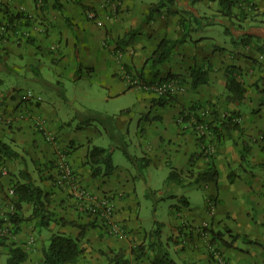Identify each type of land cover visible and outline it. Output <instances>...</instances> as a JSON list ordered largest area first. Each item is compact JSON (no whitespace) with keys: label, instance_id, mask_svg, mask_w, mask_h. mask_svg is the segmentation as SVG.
<instances>
[{"label":"crops","instance_id":"1","mask_svg":"<svg viewBox=\"0 0 264 264\" xmlns=\"http://www.w3.org/2000/svg\"><path fill=\"white\" fill-rule=\"evenodd\" d=\"M160 1L60 0V11L54 0H0V140L20 154L19 159L1 161L10 175H0V206L4 208L8 190L22 180L21 171L27 170L34 183L48 192V207L58 221L50 226L49 240L56 224L60 227L57 232L74 236L80 233L79 226H88L82 264L101 262V256L93 250L96 247L134 246L110 244L127 238L141 243L149 230L139 227L130 202L136 191L134 175L115 165L112 156L113 150L125 149V134L138 118L136 145L142 160L136 163L138 170L145 166L169 170L166 185L173 168L178 179L169 186L175 192L190 186L207 190L205 206L199 211L191 209L190 195H174L188 203L171 206V213L178 219L168 239L175 243L177 263L222 264L210 253L214 238L218 246L213 247L225 258L223 264H264V0H242L247 16L230 18L218 13L216 1L199 0L190 6L188 0H172L167 8L177 14L168 16L164 9L144 23L150 7ZM8 11L32 19L29 25L20 20L16 30L8 29ZM186 12L212 18L211 25L204 22L196 27L185 18ZM90 13L95 19L89 17ZM221 27L225 30L223 38L218 37ZM184 36L186 41L157 68V78L152 77L147 62L162 41ZM200 66L210 68L208 83L192 89L185 81L183 89L164 106L159 105L154 93L131 82L144 67L146 79L157 83L170 74L189 77L190 70ZM228 66L242 69L239 79L246 92L240 101L232 99L227 90ZM20 77L32 83L29 90L41 95V102L28 100V90L16 84ZM87 80L103 91L99 97L86 91ZM133 92L139 96L137 103L122 105V97ZM193 107L205 122L213 120L212 110L220 116L236 112L239 116L235 121L241 130L217 138L212 129L197 125L195 118L184 120L182 110ZM201 111H206V117H201ZM91 112L92 116L100 113L103 130L96 125L99 122L89 121ZM38 122H44V129ZM111 122L124 131L123 136L115 134L116 125L109 126ZM105 134L116 143L110 150L115 169L108 176L93 177L89 150L94 146L107 149L100 145ZM245 142L251 147L247 163L241 161ZM208 155L212 156L218 179L198 181V175L210 168ZM63 164L73 170L77 184L57 185ZM75 185L97 200H107L115 221L126 229L122 226L123 231L112 237L97 218L95 226L90 225L94 219L78 202ZM30 214L31 208L25 205L23 220ZM205 223L215 235L205 237L200 233ZM20 226L18 237L29 253L24 264L32 262L34 256L42 260L41 251L48 242L37 237L33 247L35 236L24 221ZM237 235L241 238L234 240ZM135 264L149 263L144 260Z\"/></svg>","mask_w":264,"mask_h":264},{"label":"trees","instance_id":"2","mask_svg":"<svg viewBox=\"0 0 264 264\" xmlns=\"http://www.w3.org/2000/svg\"><path fill=\"white\" fill-rule=\"evenodd\" d=\"M188 1H189V5L193 6L199 0H188ZM210 1H216L219 4L218 13L223 17H229V18L233 16L238 17L240 14H242L243 17L247 16V14H245V10L242 8L243 5L242 0H210ZM54 2H55V7L61 11L62 4L60 0H54ZM171 2L172 0H161L156 4H153L150 7L149 14L144 20V23H149L158 14H161L164 11V9H166L165 12L167 13L168 16L177 14L176 11L172 10L171 8H167V6ZM87 12H91V11L88 10ZM185 14H186L185 18L186 19L188 18L190 21H192V23H194L196 27H201L204 24V22L205 24L211 25L212 18L206 16L198 17L192 12H186L184 13V15ZM95 17L96 16H94L92 19H95ZM31 19L32 18L29 15H26L24 13L19 12L12 14L8 11L7 20L9 26L7 27H9L8 29L16 30V27L18 25V23H16L17 21L21 20L24 21L26 25H29ZM181 23L182 25L184 24L183 20L181 21ZM185 41H186L185 36L181 40L162 41L158 50L147 62L148 64H150V67L153 70L151 72V75H153L152 77L157 78L159 74L157 68L171 55V53L177 46L184 43ZM145 69L146 67H144L138 73L139 78L134 77L133 80L137 79L138 81L146 85L155 84L153 82H149L146 79ZM209 70L210 68L206 69L201 66L195 67L190 70L189 77L182 78V76L180 75L170 74L168 77H166L163 80L176 79L183 84L185 81H187L191 85L192 89H197L201 85L208 83ZM241 73H242V69L239 66H228L226 68L227 90L229 94L232 96V99L239 101L244 97V94L246 92V89L243 87L239 79ZM172 99H173L172 96H165V97H160L157 101L160 106H164L167 103H169ZM196 111H198L197 108L193 107L189 110H182L181 114L183 115L184 120L189 121L191 118H195V122H197L196 123L197 125L204 124V127L206 129H212L216 134L217 138H220L222 136L224 137L225 134L230 135V133L233 130H241L239 122L235 121L239 116V114L236 112L226 113L224 116H220L218 111L212 110L211 116L213 120L210 122L207 121L205 122V119L203 118L200 119L198 117L199 115L196 114ZM92 114L94 113L91 112V117L89 118V121L94 120L96 122H99L100 124H104V122L101 120L100 113L98 112L95 113L98 116L96 115L92 116ZM250 149H251L250 145L245 142L241 149L242 162L244 163L249 162L248 155L250 153ZM123 152L129 160L133 161V158L129 154L127 149H124ZM19 155L20 154L17 153L15 150H13L11 146L0 140V162L5 158H9L11 160L19 159L20 158ZM88 159H89V163L93 167V172H92L93 177L100 175L108 176L115 169L111 157V152L107 149L96 146L90 148ZM209 160H210L209 170L207 172L200 173L197 178L198 181L201 180L216 181L218 179V172L215 168V165L212 162L211 156L209 157ZM22 161L25 162V160ZM171 169L172 170L170 172L166 184L167 186H169L171 181H176V179H178V173L173 168ZM20 175L22 177V180L19 179L15 181L13 184L16 194L14 198V202L17 208V214L15 216L14 215L12 216V218L14 219V223L16 225L15 232L17 233L21 231L20 223L23 221L21 216V210L25 205L31 206V216L28 218L29 220L30 219L36 220L37 225L41 228L48 227L51 224V222L55 220L54 213L51 212V210L48 207L50 203L48 192L44 191L40 186L34 183V181L31 178V175L28 173L27 170H22ZM59 175H61V172H59ZM229 176H230V181L233 182L234 176L232 174H230ZM179 200H180L179 202L182 203L183 205L188 204L186 199H184L183 197H180ZM96 221L97 220L91 221L90 225L95 226ZM79 228H80V233L78 236H73L71 234L62 233V232L53 233L50 237L49 244L45 248H43L42 264H74L79 259L80 255L83 252V249L80 246V241L86 235L88 226L83 225V226H79ZM210 234L212 236L215 235L212 229L210 230ZM238 238H241V236L238 235L234 236V240H237ZM214 242H215L214 238H212L213 244L211 245L213 246L216 245L214 244ZM221 242L227 247L230 246L229 242L223 241L222 239ZM252 242L255 244L258 243L255 241ZM216 246H218V244ZM1 247H4L6 249L7 259L5 264H24L25 262L28 261L29 258L28 252L25 251L17 243L8 244V242H6V239L0 238V248ZM102 254L105 256H109L104 250H102ZM110 254L111 255L114 254V256L109 261V264H131V258L128 256L129 253L125 249L110 250ZM130 254H132V256L134 255L137 259L148 258L152 264H178L171 256L168 250V244H166L162 240V228H161V224L158 222H156V228L150 230L149 232H144L143 241L139 243L137 246H133Z\"/></svg>","mask_w":264,"mask_h":264},{"label":"rangeland","instance_id":"3","mask_svg":"<svg viewBox=\"0 0 264 264\" xmlns=\"http://www.w3.org/2000/svg\"><path fill=\"white\" fill-rule=\"evenodd\" d=\"M218 30L220 32L218 37H221V38L225 37L224 28L221 27ZM47 70H46V72H47ZM25 80L26 79L23 80V78L20 77V79L18 80L20 82H18L16 84H19V86L25 90L33 89L32 83L30 81H25ZM86 82H87V85L85 86L86 91L89 92L93 96L99 97L103 91L97 85L92 84L91 81L87 80ZM6 88H8V87H6ZM73 92H74V90H73ZM138 98H139V96L137 95L136 92L130 93L129 97H122L121 104L124 105L126 103L131 102V101H134L135 103H137ZM204 112H206V111H201L202 117H206L203 114ZM137 121H138V118L134 122H132V124L130 126V133L125 134V138L123 139L124 144H125V149L128 150L129 154L133 158V161L129 160L125 156L122 149L113 150V154H112L113 161H114L115 165H117L118 167H120V169H122V171H124V172L130 171L134 175V183L136 186V191L132 193V197L130 199V202L135 207L136 218H137V223H138L139 227L150 231V230L156 228V222L160 223L161 228H162V240L166 244H168V250H169L171 256L173 257V259L176 262H178L179 258H178V255L176 254L175 248H174L175 243L168 239V237L169 236L171 237V235L173 234L172 228H173L175 221L178 219L177 217H175L171 213V206L173 204L179 203L178 199L174 195L176 193H178L179 195L185 194V195H187V197L190 195V197H191V200H190L191 209L193 211H199V210H202L205 206L207 190L200 188V187H196V186H190V187H185L183 189H179V191L175 192L174 189H172L170 186L165 185V183H164L165 178H166L169 170H167V169L162 170V169H160L158 167H154V166H150V167L145 166L143 168L140 167V169L138 170L136 163L141 162V158H139V157H141V151L138 149V147L136 145V143L138 141L137 137H136ZM114 124L116 125V123L111 122V123H109V126H111V125L114 126ZM96 125L101 130H103L104 125L102 126L99 123H97ZM105 127H107L106 124H105ZM114 131H115L116 135L123 136L124 131L120 127H117V125H116V129ZM100 143H101L100 145H104L109 151L112 149V147L116 146V143H114V141L111 138L107 137L106 134H105V140L101 139ZM0 164H1V162H0ZM3 170L7 174L10 175L9 168L7 170H5V168H3ZM0 175H1V173H0ZM12 176H13V174H12ZM13 189H14V187H13ZM9 190H8L7 195L4 198L5 200L3 199L5 202L4 208H1V206H0V212H1L0 216H2V218L8 219V221H9V223L6 224V227L8 230V236H6V238H4V239H6V242H8V244L17 243L18 245H20L23 248V246L21 244L20 237H18L20 232H17V233L15 232V226L16 225L14 223V219L12 218L13 215L15 216L17 214V208H16V205L14 202V198H15L16 194H15V190H14V193L12 195H10ZM11 205H14L16 210L15 209H14V211L10 210ZM27 206H29V205H27ZM29 207L31 208V206H29ZM28 210L30 211V209H28ZM30 216H31V214L28 215L25 218L26 220H23V221L25 222L26 228L29 230L30 234L35 236V239L31 241L32 246L34 247L36 245L34 243H36L37 237L42 239L43 243L48 242V244H49V241H48L49 240V234L52 231L50 226L54 221L55 222H58V221L54 218L55 220L52 221L48 227H45V228L42 227L41 228L37 225L36 220H31V219L29 220L28 219ZM93 219L96 220V218H93ZM4 222H6L5 219H4ZM54 227H55V230L53 233H57V230L60 229V227L58 226V224H56ZM123 227H125V226H123ZM125 229H126V227H125ZM67 234H69V233H67ZM111 236L113 237V234ZM111 236H109V237H111ZM42 240H41V242H42ZM83 240L84 239H82L80 241V246L83 249V252L80 255L79 259L74 264H82V261H80V259L86 258L85 257L86 255H84V254L86 253L87 249L85 248V244H83V242H84ZM133 240L134 239L130 240L127 238V239H125V241H123L121 243L119 241H115L114 243H110V244H135L134 246H137L138 243H136V241H133ZM29 242H30V240H29ZM241 244H243V243H241ZM210 246H211L210 253L215 256L214 252H215V250L217 251L218 249L212 250L213 245L210 244ZM214 246H216V245H214ZM132 248H133V246L128 247V248L127 247L126 248H119V249H125L128 251V253H129L128 256L131 258V264H133V263L135 264V262H140V261H144V260L148 261L149 264H152L148 258L137 259L134 255L132 256V254H130ZM119 249H114L113 247L107 246L106 248H101V249L96 247L93 250H95V253L98 254L99 256H101V258H102L101 262L99 261L100 259L98 258V261H99L98 264H109V261L114 256V254H112V255L110 254V250H119ZM102 250L106 251L107 255H109V256L103 255ZM42 251H41V253H42ZM42 256H43V253H42ZM6 259H7L6 249L4 247H1L0 248V264H5ZM28 260H29V258H28ZM42 261H43V257H42V260H40V258H37L36 256H34L33 261L32 262L29 261L26 264H42ZM224 262H225V258L219 260V263L223 264Z\"/></svg>","mask_w":264,"mask_h":264},{"label":"built area","instance_id":"4","mask_svg":"<svg viewBox=\"0 0 264 264\" xmlns=\"http://www.w3.org/2000/svg\"><path fill=\"white\" fill-rule=\"evenodd\" d=\"M90 18L94 17L93 13L89 14ZM134 86H138L144 91L152 92L158 98L165 97V96H174L177 92L181 91L184 87V84L179 82L176 79H168L157 82L153 85H146L137 79L131 80ZM26 96L29 101H34L35 103L42 101V96L35 93L33 90H28L26 92ZM38 126L43 128L44 122H38ZM44 129V128H43ZM210 154L212 152L209 150ZM61 175L57 180L58 186H65L66 184H72L76 182V177L74 175L73 170L67 164H63L60 166ZM0 173L2 175H6V172L3 170L0 164ZM77 184V183H75ZM75 188V196L77 197L78 202L81 204L82 208L88 213L91 217L97 218L99 221L102 222L105 230L110 234H118L123 231L121 225H119L114 219V210L111 204L107 200H97L94 196H92L86 189H83L78 186H74ZM14 193V189L9 190V194L12 195ZM14 205L10 206V210L14 211ZM16 210V209H15ZM1 213V212H0ZM4 219L6 222H4ZM9 223L8 219L2 218L0 216V238H6L8 236V230L6 224ZM210 225L205 223L201 226L200 233H202L205 237H210ZM217 249L213 248L212 250ZM215 257L220 260L222 259L221 254L218 250L214 252Z\"/></svg>","mask_w":264,"mask_h":264},{"label":"clouds","instance_id":"5","mask_svg":"<svg viewBox=\"0 0 264 264\" xmlns=\"http://www.w3.org/2000/svg\"><path fill=\"white\" fill-rule=\"evenodd\" d=\"M211 230V229H210Z\"/></svg>","mask_w":264,"mask_h":264}]
</instances>
